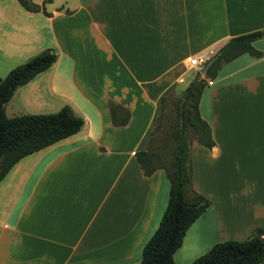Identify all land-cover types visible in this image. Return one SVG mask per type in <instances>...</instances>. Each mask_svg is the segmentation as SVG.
<instances>
[{"label":"crops","instance_id":"1","mask_svg":"<svg viewBox=\"0 0 264 264\" xmlns=\"http://www.w3.org/2000/svg\"><path fill=\"white\" fill-rule=\"evenodd\" d=\"M44 11H23L27 47L54 49L56 60L17 86L4 113L64 104L83 125L0 179V264H138L169 181L165 169L146 176L134 152L148 148L163 95L181 94L229 38L264 29V0H62ZM252 46L260 57L238 54L201 91L214 144L191 143V181L211 206L186 228L176 264L264 227V37ZM200 57L199 67L189 61ZM108 102L128 110L124 125L112 124Z\"/></svg>","mask_w":264,"mask_h":264},{"label":"trees","instance_id":"2","mask_svg":"<svg viewBox=\"0 0 264 264\" xmlns=\"http://www.w3.org/2000/svg\"><path fill=\"white\" fill-rule=\"evenodd\" d=\"M18 1L29 11L45 12L42 3L35 4L30 0ZM262 37H264V29L239 33L229 38L212 56L208 57L203 76L200 77L196 72L183 89L181 97L173 100L177 123L171 133L175 145L170 167L158 160L156 151L150 146L157 127L155 122L169 95H163L158 102L150 129V144L146 150L135 151L134 155L146 176L157 169H165L169 190L166 208L156 228L141 248L138 264H176L172 254L181 245L186 228L200 213L211 206L207 197L193 190L191 181V143L195 141L208 147L214 144L208 123L198 113L200 94L206 85V79H212L223 64L231 61L238 54L247 52L253 57H260L262 53L252 46V42ZM55 58L54 49H43L26 61L16 64L0 77V179L22 156L75 134L83 125V119L64 104L51 113H21L13 117H7L4 113V104L11 99L17 86L46 70L53 64ZM108 109L113 125L120 126L126 123L129 115L127 109L113 102H108ZM190 131L195 137H189ZM184 264H264V227H253L245 238H227L218 241Z\"/></svg>","mask_w":264,"mask_h":264},{"label":"rangeland","instance_id":"3","mask_svg":"<svg viewBox=\"0 0 264 264\" xmlns=\"http://www.w3.org/2000/svg\"><path fill=\"white\" fill-rule=\"evenodd\" d=\"M62 0H30L31 3L35 4H43V7L45 9V5L47 3H58ZM1 2V0H0ZM12 2L17 3L18 5L15 6V9L13 8L14 5L11 4ZM9 3V4H8ZM19 6L22 8L18 12ZM19 8V9H20ZM0 17L3 19L0 21V32L3 33L0 36V45H3V47L9 48V51H5L6 54H11V56L5 57L3 52L0 53V77H3L6 72L16 66V64L22 63L29 59L30 57L34 56L38 52L35 51L36 47H32L33 50L29 51L27 47V43L31 41V37L27 35L29 30V19L27 16L23 13L25 9L18 0H5L3 3H0ZM29 11V10H28ZM31 13H34V11H29ZM44 39L46 40V35L44 36ZM29 41V42H28ZM35 51V52H34ZM26 53H32L30 56L24 57ZM9 67V69L6 71H2L3 68ZM6 71V72H5ZM199 76H203V71L198 72ZM169 97H167L166 101L164 102L163 109L159 116L157 117V120L155 122V126L157 125L155 129V133L150 141L151 143V149L156 151L157 158L160 162H165L169 167L171 163V157L173 148L175 145V141L173 140V136H171L172 129L175 127V124L177 123V118L174 112V106H173V100H176L177 98L181 97L180 93H176L174 91H171L168 93ZM20 105H23L21 102H17L15 104H12L10 107H6L5 115L7 117H12V113L14 112V115L20 114L25 111H34L32 108L21 107ZM24 106V105H23ZM189 137H195L194 133L190 131ZM149 143V144H150Z\"/></svg>","mask_w":264,"mask_h":264},{"label":"built area","instance_id":"4","mask_svg":"<svg viewBox=\"0 0 264 264\" xmlns=\"http://www.w3.org/2000/svg\"><path fill=\"white\" fill-rule=\"evenodd\" d=\"M189 61L192 65H197V67H199L206 61V58L200 57L199 59H190Z\"/></svg>","mask_w":264,"mask_h":264},{"label":"water","instance_id":"5","mask_svg":"<svg viewBox=\"0 0 264 264\" xmlns=\"http://www.w3.org/2000/svg\"><path fill=\"white\" fill-rule=\"evenodd\" d=\"M204 66H206V65H202L200 68H199V71H203L204 70Z\"/></svg>","mask_w":264,"mask_h":264}]
</instances>
